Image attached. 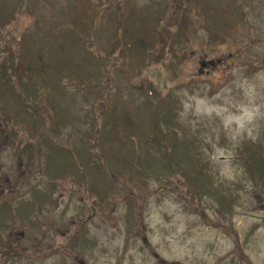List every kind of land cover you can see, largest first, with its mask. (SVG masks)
<instances>
[{"label": "rangeland", "instance_id": "1", "mask_svg": "<svg viewBox=\"0 0 264 264\" xmlns=\"http://www.w3.org/2000/svg\"><path fill=\"white\" fill-rule=\"evenodd\" d=\"M71 1L74 3L36 0L33 7L30 0H22L14 9L13 18L0 30V64L5 61L6 49L17 51L16 41L29 35L34 41L29 52L43 57L45 69L49 52L47 42L39 39L43 34L42 20L53 21L54 31L62 32L61 22L68 20L65 13L73 7ZM135 5L139 6L136 8L139 16L154 15L149 6L162 7L159 26L167 28L163 25L167 20L174 21L182 1L135 0ZM243 5L247 18L223 33V40L218 36L212 40L190 0L185 5L189 8L186 29L179 31L165 55L160 45L150 50L145 66L152 63L147 69L151 75L143 73L141 77L146 82L153 74L161 75L153 89L172 93L178 99L179 126L197 129L201 159L207 162L209 172L225 183H242L236 188L240 206L235 213L217 215L212 201H205L201 204L204 219L199 213L200 205L174 179H164L167 184H163L147 173L118 176L105 162L107 169L103 165L101 171H96L110 184L103 197L96 189L89 192L74 174L56 176L54 188L49 189L53 180L44 171L48 156L44 154V144L41 146L39 140H34L30 145L29 135L16 123L6 121L0 111V123L12 131L9 142L3 144L0 125V172L13 180L12 190H0V210L9 205L13 213L0 225V264H78L77 258L85 264H248L247 259H241V252L253 264H264V197L243 178L234 151L235 145L243 140L264 139V0H247ZM60 14H63L61 21ZM157 58L166 65L153 63ZM23 61L21 68L25 71L29 65ZM201 62H206L202 67L205 71H200ZM30 66L37 68L38 62ZM112 66L114 82L123 86L122 100L128 98L131 104L144 100L146 93L141 81L118 72L119 58ZM47 70L44 72L50 71L49 66ZM34 71L27 73H31L29 79L39 87L38 97L42 98H35L37 103L45 106L37 109L39 113L46 110L53 115L48 100L50 88L57 87L56 83L71 98L66 99L68 117L73 113L71 120L65 121L59 115L60 127L54 129L45 119L44 138L66 149L69 145L72 149L91 145L92 140L86 136L93 135L92 123L102 110V99L87 104L80 99L78 104L74 97L84 91L70 81H59L56 73L55 83ZM116 109L121 111L119 104ZM102 132L109 135L108 141H113L114 133L111 135L105 128ZM119 137L124 141L126 136ZM98 145L99 149L103 147L102 143ZM17 176L22 177L19 182H15ZM33 192H46L52 200L41 205L34 202L26 217L21 216L17 209L22 203H32ZM128 197L135 211L131 230L127 229L125 219ZM10 230L14 231L12 235ZM73 240H80L77 247L69 245Z\"/></svg>", "mask_w": 264, "mask_h": 264}, {"label": "trees", "instance_id": "2", "mask_svg": "<svg viewBox=\"0 0 264 264\" xmlns=\"http://www.w3.org/2000/svg\"><path fill=\"white\" fill-rule=\"evenodd\" d=\"M21 1L2 0L0 30L13 18L14 9ZM30 1L34 7L36 0ZM181 1L182 6L177 10L174 21L167 20L163 25L167 28H161L160 14L153 10L154 15L139 16L135 0H73V9L65 13L68 20L64 21L62 32L49 31L50 37L47 20H42L44 27L40 39L47 42L49 52L45 69L43 57L29 52L33 50L34 43L29 35H23L16 41L17 51L13 52L10 47L6 49L5 61L0 64V111L6 121L13 120L32 140H43L45 119L56 128L59 122L55 116L57 113L65 115L66 106L63 103L65 94L52 85L48 103L56 114L47 118L48 111L39 113L37 109H45V106L37 104L35 98H39V87L29 79L31 73H27L28 70L40 72L48 82H55V73L59 80L71 77L84 88L82 100L91 103L102 99V110L94 116L92 123L93 135L86 136L93 140L87 152H77L76 148L65 150L43 140L48 149L44 171L51 179L55 180L62 174H74L91 192L97 183L99 172L96 171H101L103 165L107 169L108 164L118 176L147 173L163 184H167L164 179H174L199 205L209 199L216 204L220 214L233 211L239 200L236 188L240 183H225L209 172L207 162L201 159L197 129L179 126L178 99L161 89H153V85L158 84V74H154L149 82L140 84L145 87L142 89L146 94L138 104H131L128 98L123 101L121 85L110 82L111 57L118 46L122 49L120 70L129 74H137L139 66L149 62L147 55L155 46L160 45L165 55L166 48L179 31L186 29L189 8L185 5L188 6L190 0ZM244 2L247 0H192V5L210 38L213 40L218 36L223 40V33L247 18ZM48 22L51 23L50 20ZM51 40L53 42L49 44ZM154 60L162 62L160 58ZM22 61L29 65V69L24 71L21 68ZM37 62V68L30 66ZM47 66L50 71L44 72ZM109 100L111 103L107 104ZM116 102L121 106L119 113L114 105ZM103 128L111 135L114 133L112 142L107 139L109 135L102 132ZM120 134L127 138L124 137L123 141ZM100 143L103 147L99 149ZM234 151L243 178L264 197V143L243 140L234 147ZM54 186L55 183L49 189ZM180 198L185 196L181 194ZM47 199L46 192L34 193L32 203H25V209L17 213L31 211L34 202L42 204ZM133 209V203L128 199L125 212L128 229L132 228L133 217L135 220ZM199 211L202 213V207ZM202 215L206 219L205 214Z\"/></svg>", "mask_w": 264, "mask_h": 264}, {"label": "flooded vegetation", "instance_id": "3", "mask_svg": "<svg viewBox=\"0 0 264 264\" xmlns=\"http://www.w3.org/2000/svg\"><path fill=\"white\" fill-rule=\"evenodd\" d=\"M9 179L6 175H3L1 172H0V190H5V185L8 183ZM12 232L13 230H10L9 232V235H12ZM19 236H22V233L20 232L19 233Z\"/></svg>", "mask_w": 264, "mask_h": 264}, {"label": "water", "instance_id": "4", "mask_svg": "<svg viewBox=\"0 0 264 264\" xmlns=\"http://www.w3.org/2000/svg\"><path fill=\"white\" fill-rule=\"evenodd\" d=\"M82 264V263H81Z\"/></svg>", "mask_w": 264, "mask_h": 264}]
</instances>
